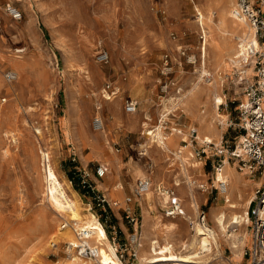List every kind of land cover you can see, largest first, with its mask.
I'll return each mask as SVG.
<instances>
[{"label": "rangeland", "instance_id": "1", "mask_svg": "<svg viewBox=\"0 0 264 264\" xmlns=\"http://www.w3.org/2000/svg\"><path fill=\"white\" fill-rule=\"evenodd\" d=\"M157 1L0 0V264H62L68 257L69 242H58L53 236L69 227L60 229L66 220L44 196L46 181L41 148L50 155V164L55 166L60 179L70 183L75 191L71 194L79 199L84 216L93 213L98 220L105 221L110 232L113 231L111 220L123 216L132 229L121 239L116 225L121 243L133 231L126 218L127 208L140 217V234L147 228L148 215L152 231L154 224L159 226L169 220L179 222L181 229L170 236L174 242H180L174 258L183 256L181 241L188 240L194 230L191 220L166 215L167 200H162V193L167 189L175 191L185 211L191 212L188 191L189 182L193 180L191 187L200 205L192 219L199 221V216L205 212L208 225L215 227L213 211L226 201L221 191L212 185L218 171L217 163L223 168L228 162L236 172L232 174V180L244 173L260 182L242 192L244 198H248L247 208L252 205L250 201L253 203L255 190L264 184V170L252 172L239 157L225 149L236 146L244 132L239 104L246 98L244 88L252 78L253 69L249 67L247 72L251 74L245 77L234 64L230 66L226 62L222 68L217 67L214 64L216 49L208 45L209 42L207 68L217 75L224 100L218 108L224 122L218 116L213 117L216 129L222 134L214 138L217 147L208 146L207 153L198 157L196 152L203 145L202 140L190 135L191 128L197 130L199 124L195 121L196 114L171 108L170 113L165 112L163 131L165 136L174 134L178 137L176 144L185 145V152H192L193 156L187 155L192 164L188 176L183 173V162L176 154V145L171 147L172 150L154 145L148 154L142 153L147 149L146 128L160 123L163 102L178 95L172 87L167 92L162 90L166 79L164 55L171 56L173 77L182 92L199 80L201 70L199 46L202 39L195 4L205 0H172L171 4L167 0ZM8 3L21 10V19L9 15L6 11ZM101 52L109 54L107 62L100 60ZM10 69L17 73L13 82L5 78ZM95 74L98 75L96 78ZM205 82L201 80L200 84L208 85ZM107 83L117 92V99L113 101L116 95L107 98ZM200 96L207 98L206 94L200 93ZM128 98L138 99L136 112L125 110ZM205 105V101H201L199 109L207 110L208 105ZM113 114L118 118L112 117ZM96 116L103 118L104 133L96 127ZM145 121L146 125L143 124ZM38 128L41 133L36 130ZM220 149L224 151L220 152ZM100 164L109 167L103 177L96 174ZM85 175L111 201L108 214L96 205L91 192L83 187L81 180ZM114 177L118 183L113 187L108 183L105 189L98 187L101 181L107 182ZM142 178L150 179L152 184L157 182V189L143 203L140 200L150 188L142 196L136 195V183ZM176 180L181 182L179 187ZM200 184H205L208 189L200 188ZM121 189L122 194L118 195ZM126 197H132V202L127 203ZM113 201H118L119 205H113ZM144 204L148 210L143 217ZM246 228L249 233L241 246V254H235L229 243L222 241L220 249L227 264L248 263L244 250L250 244L251 225ZM159 229L155 234L161 238L163 232ZM68 231L77 240L76 233L71 229ZM111 236L109 240L117 248L119 243L114 244ZM140 240L143 242L142 237ZM140 248L139 256L133 262L151 264L140 260ZM72 252L78 255L74 249ZM120 254V259L127 264L130 254ZM152 264L192 263L173 259ZM203 264L219 263L210 258Z\"/></svg>", "mask_w": 264, "mask_h": 264}, {"label": "bare ground", "instance_id": "2", "mask_svg": "<svg viewBox=\"0 0 264 264\" xmlns=\"http://www.w3.org/2000/svg\"><path fill=\"white\" fill-rule=\"evenodd\" d=\"M170 1L172 0H167V3L169 4ZM234 3L235 0H205V2H202V4H195V9L198 12H200L202 15L201 22L199 24L200 25L199 29L205 31V41L204 42L202 41L201 45L199 46L200 58H201V63H200L201 70L199 73L200 74L199 80L197 82H194L191 88H188L185 92H182L176 96H170V97L168 96L169 98H166L167 100L165 99V101L163 102L164 104L161 109L163 113H162V119H160V123L154 125L152 128H146L145 130L146 134L148 135L147 143L145 144L147 145V149L142 153L148 154L150 148H152L154 145L160 147L161 149H167V150H172L171 147L173 145H176V149H177L176 154L180 157L178 158L183 162V168H182L183 173L187 176H188L189 167L192 166V164H190V161H188L189 157H187V155L193 156V154L192 152L189 151L185 152L187 149L185 145H177L173 143L175 139L174 134H171L170 136H165V133L163 131V124H162L163 118L167 116V113L165 112L166 111L169 112L171 108H175L176 111L177 110L183 112L190 111L192 112V114L193 113L196 114V120L199 123V126L197 127L198 139L214 141L215 140L214 138L221 137L222 134L216 129L213 123V117L218 116L220 121L222 123L224 122V120L221 118L218 112L220 102L221 101L223 102V97L221 96L220 93L217 75L215 74V72L214 73H212V71L210 72L208 70L209 67L207 68L208 66L207 55L209 49L207 47L208 44L207 42H209L208 45H211L216 49L214 64H216L217 67H221V68L225 65L226 62L230 66L236 65L240 67L239 65L240 62L237 59V54L239 52L238 38H247L249 40L256 42L253 28L245 20L234 16V12H233ZM196 22L199 23V21ZM196 29H198L197 26ZM235 37L237 38V41L235 40ZM97 76L95 74V78ZM201 80L207 81L208 83L207 82L205 83H207L208 85H201L200 84ZM200 93H204L207 95L205 104L208 105L207 107L208 109L200 110L199 109L200 106H198L195 109V111L190 110L191 107L189 106H191L190 105L191 103H194L195 101H200L199 98ZM116 97L117 95L115 97L113 96L112 101L115 100ZM113 116L114 118L115 117L118 118L114 114L112 115V117ZM144 116L146 117V115ZM134 119L136 118L134 117ZM143 124L146 125L147 122L145 121ZM96 127L98 129H101L103 133L105 132L104 128H106V126L104 127L103 124L100 125L96 123ZM36 130L39 133H41V130L39 128ZM29 146L31 147V145ZM95 149L96 147L94 148V150ZM44 150L41 148L39 151L42 153V159L44 162L43 163L44 179L46 181V189L44 192V196L47 198L50 204L60 212L59 215L65 218V220L68 222L69 224L68 229H71L73 233H76V231H78L79 229L90 228V230H93L92 239L94 240L95 243L99 245V254L97 258L87 259L81 257L79 255L74 254V252H72L73 247L71 246L72 244L76 245L78 243V238L75 236L77 240L74 239V237L71 236V234L69 233L68 229L60 230L58 233L54 234L53 236L58 238V242L64 241V242H69L71 244L69 247L71 250L68 249L67 259L64 260L63 263L62 262L61 263L62 264H124L123 261L118 256L115 246L110 242L109 237L107 236V233L104 227L101 225L98 218L93 213H90L89 215H85V216L81 213L80 201L77 198V196L72 195L73 193H75V191L72 190L69 182L60 179L59 172H57L55 166H52L49 162L50 155L48 154L47 151ZM193 166H195V164H193ZM142 171L143 170H141V172ZM234 172H235L234 168L227 162V164H225L223 168L217 171L216 176L214 178V182H215L214 186L220 187L221 185L224 184L225 186L224 189L220 191L223 194L226 201V203L223 205V209L213 211V215L215 219V227L208 226L207 224H203L200 221H196L192 219V215L197 214L200 204L198 198L194 194L193 187H191L194 181L190 180L189 182L190 186L188 191L190 198L188 200V203H189V210H191V212L188 213L186 212V215L181 218L189 219L192 222H194L192 226L194 232L191 234L188 240H182V241L180 240L181 241L180 246L182 247L183 256L180 258L173 257L178 246L177 244L180 242H174L170 238V236L173 233L179 232V229H181L182 225L180 226V223L177 222L176 220H169V221H164L159 226H155L154 224L153 227L154 229L161 228L159 229L163 232L162 234L163 236L161 238L158 236L151 235L152 233L155 234V230L149 233V230H147L146 227L144 228V231L141 234L143 242H141L140 260H144L145 263L152 264V263H165L170 260L177 259L192 264H203L206 261H208V259L213 258V259H217L219 264H227L220 249L223 240H226L229 243L230 247L233 249L235 254L237 255L241 254V246L246 242L248 238L249 232L247 231L246 227L250 222V217L248 215V208L246 206H243L247 203L246 200L248 198L247 199L244 198V194L242 193V191L239 190L240 187L237 188L238 187L237 183H234V181L232 180V174H234ZM175 184L178 185L179 187L181 185V182L176 180ZM155 185H157V182L156 183L154 182V184L151 187H149L150 188L149 191L145 193L142 199L144 200L148 199L152 191L154 189H157L155 188ZM181 188L182 187H180V189ZM162 194H163V197L161 196L162 200L164 201L167 200L168 194L166 192ZM67 214L71 215L72 217L67 219L66 218L68 217ZM195 217H197V215ZM60 229L62 228L60 227ZM38 242H41L39 237H38ZM144 242L147 243L146 244L147 246L144 244ZM259 264H264V263H259Z\"/></svg>", "mask_w": 264, "mask_h": 264}, {"label": "built area", "instance_id": "3", "mask_svg": "<svg viewBox=\"0 0 264 264\" xmlns=\"http://www.w3.org/2000/svg\"><path fill=\"white\" fill-rule=\"evenodd\" d=\"M157 1V0H156ZM158 3V1H157ZM6 11L14 19H21L23 14L16 6L8 3ZM234 16L245 20L254 30V37L256 42L247 38H238L239 52L237 59L240 62L239 74L246 77L247 68L252 67L254 71V77L246 82L244 88L245 99L239 104L240 114L242 116V128L243 134L240 142L234 147L228 146L225 150L232 156H237L242 161L244 166H248L253 172L254 170H264V0H235L233 7ZM201 13L197 11V19L201 22ZM200 38L205 41V31L201 30ZM182 54H186V50H182ZM101 61L107 62L109 60V54L101 52L99 54ZM174 69L171 56L166 53L164 55V69L163 74L166 79L163 81L162 90L167 92L171 87L175 89L177 94L182 93V87L179 86L177 79L173 77ZM207 77V75H206ZM5 78L8 82H13L17 79V73L15 70H8L5 73ZM246 79V78H245ZM106 91L108 93L107 98L110 99L117 92L113 89L110 83L106 85ZM139 107L138 99L128 98L125 101V110L127 112H136ZM103 118L96 116V123L103 124ZM190 135L192 138L197 139L196 128H191ZM201 148L196 152L198 157H202L207 153V147L217 145L213 141L204 140ZM224 149H220L223 152ZM50 159V157H49ZM50 162V160H49ZM222 167L221 163H217V170ZM107 165L100 164L96 169L98 177H103L107 174ZM88 174V173H86ZM89 175V174H88ZM82 185L87 191L91 192L94 202L100 206L103 211L108 214L109 207L111 208V201L108 200L106 195L99 191L96 186L85 176L82 177ZM153 184L150 179L142 178L138 179L136 183L135 192L137 196H142ZM214 186V185H212ZM224 184L220 187L215 186L219 190L224 189ZM200 188L204 190L208 189L205 184H200ZM168 194L167 206L165 207V213L170 217L185 216L186 211L181 201V198L175 193V191L167 189L165 191ZM131 198H128L130 201ZM113 205L118 206V201H113ZM251 225V245L244 250V256L248 258L246 264H259L264 263V184L259 186L255 190V196L253 203L248 211ZM126 218L133 226V231L125 242H120L117 236L116 225L111 227L113 231L110 232L105 221H101V225L104 227L107 236L113 240L115 244H118L116 251L123 256L125 253H129L131 259L127 264H135L133 260L139 256L138 248L141 246V234L139 232L140 217L135 215L126 209ZM199 221L203 224H207L206 213L203 212L199 216ZM194 222L191 221V227ZM61 228L65 229L69 226L67 221H63ZM209 226V225H208ZM78 243L70 244L76 253L87 259H95L99 254V245L92 242L93 230L83 228L76 231ZM118 242V243H117ZM56 243H53L55 246ZM68 247V248H69Z\"/></svg>", "mask_w": 264, "mask_h": 264}, {"label": "crops", "instance_id": "4", "mask_svg": "<svg viewBox=\"0 0 264 264\" xmlns=\"http://www.w3.org/2000/svg\"><path fill=\"white\" fill-rule=\"evenodd\" d=\"M249 69V68H248ZM248 69H247V71H248ZM253 69V68H252ZM248 73V72H247ZM249 74H251V72H249L248 74H246V77L249 75ZM252 78L254 77V71H253V73H252V76H251ZM251 78V79H252ZM248 79V78H247ZM202 94H204V93H202ZM245 95V94H244ZM204 96H205V94H204ZM199 98H200V101H195L194 103H191L190 105L191 106H189V107H191L190 108V110H193V111H195V109L198 107V106H200V103H201V101L202 102H204L205 101V98H202L201 96H200V94H199ZM224 101V100H223ZM222 103H224V102H222ZM221 102H220V105L222 104ZM219 105V106H220ZM187 114H189V113H187ZM190 115V114H189ZM191 116V115H190ZM192 117V116H191ZM195 121H197V120H195ZM198 126H199V124H198ZM179 133H181L180 131H179ZM178 133V134H179ZM178 137H176L175 139H174V144H176L177 142H178ZM198 139V138H197ZM204 140H202V142H203ZM188 146V145H187ZM202 146V145H201ZM200 146V147H201ZM118 159H119V157H118ZM115 160H116V157H115ZM108 167V166H107ZM109 168V167H108ZM233 181H234V183H237V188H239V190L240 191H244L245 189H248V188H254L255 186H257V184L258 183H260L256 178H251L250 176H247L246 174H244V173H240V175H238V176H235V177H233ZM109 185H111V187H113L115 184H117L118 182H117V178H109V180H107V182H105V181H101L99 184H98V187L99 188H101V189H105V187L107 188V186H108V184ZM237 190V189H236ZM122 194V189H121V192H119L118 193V195H121ZM128 198H131V202H132V197H126V202L128 203ZM143 201H145V200H140V202L142 203ZM167 201H168V199H167ZM252 202V200L250 201V204H252L251 203ZM243 206H246L247 207V203L245 204V205H243ZM250 207H251V205L248 207V211H249V209H250ZM221 209H223V206L221 207V208H219V209H215V210H221ZM147 210H148V207L146 206L145 207V205H143V207H142V215H143V217L145 216V214H146V212H147ZM249 215V214H248ZM170 217V216H169ZM148 222H146V224H147V230H149V233H150V230L152 231V229H151V219H150V217H149V215H148ZM100 221V220H99ZM101 222V221H100ZM111 222H112V224H115V225H117L118 226V228H119V231L121 232V239L123 238H126L127 236H128V234H129V231H130V229H132V227H130L127 223H126V221L124 220V218H123V216H121V217H119V216H116L115 217V220L114 219H112L111 220ZM129 222V221H128ZM249 224H250V222H249ZM153 225V224H152ZM156 231V229H153V231ZM152 231V232H153ZM156 236L157 234H153L152 233V236ZM251 239H252V234H251ZM251 239H250V244H249V246L251 245ZM114 243V242H113ZM115 244V243H114ZM246 258V257H245ZM247 260H248V258H246Z\"/></svg>", "mask_w": 264, "mask_h": 264}]
</instances>
